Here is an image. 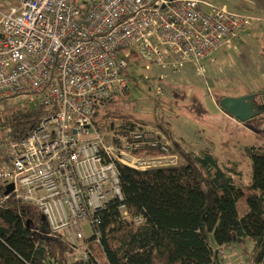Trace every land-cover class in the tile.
Listing matches in <instances>:
<instances>
[{"label": "built area", "instance_id": "built-area-1", "mask_svg": "<svg viewBox=\"0 0 264 264\" xmlns=\"http://www.w3.org/2000/svg\"><path fill=\"white\" fill-rule=\"evenodd\" d=\"M260 20L208 0L0 4V102L20 98L43 110L29 134L13 137L7 128L0 140V184L13 186L4 196L37 207L73 258L88 259L86 239L95 233L98 213L123 197L117 163L148 170L179 162L171 141L163 135L148 141L139 122L117 135L92 124L96 110L129 85L124 49L135 46L159 80L186 65L203 76L202 60L215 61L216 52ZM144 146L155 152L137 153ZM118 207L127 215L124 204ZM218 252L226 256V246Z\"/></svg>", "mask_w": 264, "mask_h": 264}, {"label": "trees", "instance_id": "trees-1", "mask_svg": "<svg viewBox=\"0 0 264 264\" xmlns=\"http://www.w3.org/2000/svg\"><path fill=\"white\" fill-rule=\"evenodd\" d=\"M262 57L264 61V51ZM252 93L256 101L264 99V89ZM160 99V104L171 103ZM115 100L114 95L96 110L92 124L99 131L117 135L138 121L124 105L112 108ZM183 106L180 111L206 112L195 97ZM42 112L39 105L7 107L0 112V140L7 128L13 137L29 134ZM157 134L146 138L162 135ZM170 140L184 164L137 170L117 163L123 197L111 199L98 213L95 233L86 239L92 250L86 260L73 258L72 249L63 238L50 233L37 207L11 194L5 197V187L0 184V264H226L219 252L215 257V251L246 241L251 243L250 254L243 249L249 255L246 260L264 264V146L248 150L251 180L241 185L213 153L201 150L195 154L178 140ZM154 152L151 146L137 151L142 155ZM243 199L248 211L240 216L237 203ZM120 204L125 205L127 215ZM136 218H141L139 223Z\"/></svg>", "mask_w": 264, "mask_h": 264}, {"label": "rangeland", "instance_id": "rangeland-1", "mask_svg": "<svg viewBox=\"0 0 264 264\" xmlns=\"http://www.w3.org/2000/svg\"><path fill=\"white\" fill-rule=\"evenodd\" d=\"M210 1L240 13L259 16L260 22L263 23L253 31L257 30L264 36V0ZM5 3L12 5L16 0H1L0 4ZM257 36V32L244 34L232 45L219 51L215 61L202 60L206 71L203 76L198 75L194 67L189 65L182 69L185 75L169 74L166 79L160 80L162 84H156L161 90L159 98L155 96L157 89L154 84V79L158 76L157 68H147L149 63L140 51L133 45L127 46L124 51L129 53V66L125 74L128 76L129 85L122 91L121 96L115 95L117 100L111 103V107L124 105L131 118L147 126L148 137L158 136L157 132H160L165 138L167 135L169 140H178L187 151L200 154L201 150H207L213 153L218 164L227 170L237 183L249 184L251 159L248 150L264 146V112L241 122L224 111L218 100L223 96L239 97L264 89V39L254 43ZM123 54L124 52L120 53L121 56ZM150 74L152 77L148 76ZM188 90L193 91V96L187 98ZM165 94L170 97H165ZM192 97L197 98L206 108L204 114L180 111L181 106L189 103ZM157 98L159 101L155 102ZM160 98L171 100V103L160 104ZM173 101H176L179 107L172 103ZM16 104L34 107L38 103L28 101L25 104L20 98L5 100L0 102V112ZM172 145L174 147L173 143ZM184 162V158L179 154L177 165ZM237 208L240 216L248 211L244 199L238 201ZM89 232L90 228L87 227L85 233ZM244 248L250 254L251 243L246 241ZM246 258H249L248 254H244L239 264H254Z\"/></svg>", "mask_w": 264, "mask_h": 264}, {"label": "water", "instance_id": "water-1", "mask_svg": "<svg viewBox=\"0 0 264 264\" xmlns=\"http://www.w3.org/2000/svg\"><path fill=\"white\" fill-rule=\"evenodd\" d=\"M254 99V93L242 95L239 97L224 96L220 99L219 105L224 111H226L230 115H233L239 121L246 122L251 118L259 115L260 113ZM12 187V185H8L5 193H8L12 189ZM216 255L217 250L215 251V257Z\"/></svg>", "mask_w": 264, "mask_h": 264}, {"label": "crops", "instance_id": "crops-1", "mask_svg": "<svg viewBox=\"0 0 264 264\" xmlns=\"http://www.w3.org/2000/svg\"><path fill=\"white\" fill-rule=\"evenodd\" d=\"M208 1L210 3H212L213 5H217V4L213 3V2H211L210 0H208ZM262 23L260 21H257L254 24V26L251 28V30L249 31V33L250 32H252V33L257 32L258 33L257 40L256 41L254 40V43H256L257 41L261 42V40L264 39L263 34H260L257 30L253 31L255 27H257L259 24H262ZM218 52H216V54ZM216 54H215V57H216ZM186 66H188V65H186ZM189 66H191V65H189ZM180 73L184 74L183 70H180L179 72H177V74H180ZM154 80H155V83H154L155 85L158 84V83H161V81L159 80L158 76H156V78ZM156 81H159V82L156 83ZM192 92H193L192 90H188L187 98L193 96ZM159 93H161V90H160ZM159 93H158V90H156L155 95L159 94ZM165 97L169 98L170 96H168V94H165ZM171 100H173L172 96H171ZM172 103H174V104L176 103V105L179 107V104L176 101H173ZM243 249H244V243H238V244H233V245H230V246H226V256H224V257L220 256V257H221L222 260H224L226 262V264H239L242 261L243 257H244V250Z\"/></svg>", "mask_w": 264, "mask_h": 264}, {"label": "flooded vegetation", "instance_id": "flooded-vegetation-1", "mask_svg": "<svg viewBox=\"0 0 264 264\" xmlns=\"http://www.w3.org/2000/svg\"><path fill=\"white\" fill-rule=\"evenodd\" d=\"M254 101L257 104L260 113H263L264 112V99H261L260 97H258V100L256 101V97H255Z\"/></svg>", "mask_w": 264, "mask_h": 264}]
</instances>
